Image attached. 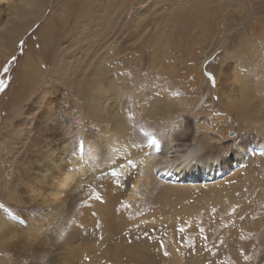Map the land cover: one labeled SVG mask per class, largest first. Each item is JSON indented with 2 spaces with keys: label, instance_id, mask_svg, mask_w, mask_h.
Listing matches in <instances>:
<instances>
[{
  "label": "rangeland",
  "instance_id": "rangeland-1",
  "mask_svg": "<svg viewBox=\"0 0 264 264\" xmlns=\"http://www.w3.org/2000/svg\"><path fill=\"white\" fill-rule=\"evenodd\" d=\"M21 1L0 0V80L4 81L0 86V205L3 202L0 206V264H170L169 261L173 260L177 264H264V230L248 234V238L255 241L244 247L247 250L246 257L240 251L239 256L234 258L221 254L215 256L219 247L216 240L222 237L226 228L232 227L227 225L229 219L233 220L239 233L244 232L240 215L233 214L226 218L222 213L218 216L222 224L217 217L215 221L213 218L214 208L218 203L217 196L212 191H219L221 181L229 179L239 168L232 167L235 159L231 154L222 158V162L226 161V166L218 159L216 171L222 169L223 175L217 180L215 178L214 182L203 180L208 182L207 186L200 185L202 182H194L196 185L192 190H171L163 186L156 189L149 182V175H145L148 167L142 158L143 151L140 152L138 148L150 141H155L162 148L167 139L177 141L176 138L187 127L194 136L201 119L218 124L221 127V132L218 133L222 139L220 141H223L224 146H232L234 152L238 148L244 149L249 142L245 135L246 129L237 127L218 101L219 82L213 71L205 69L207 65L220 62V56L225 52V49L219 48L216 40L211 47L212 52L205 53L204 48L202 52L198 51L201 52V55L198 53L201 59L195 61V64L193 61L190 63L198 72L196 83H193L194 75L188 76L185 84L182 82L181 67L177 70V75L173 76L166 74L152 78L149 73L147 66H150V60L144 45L150 44V36L159 29L172 32L175 37L172 30L168 31L167 25L165 30L160 26L161 18L167 20L171 7L173 6V10L180 6L182 0H47L48 3L44 2L46 4L42 7L41 16L32 20L28 28L10 43L4 37L6 25L21 21L13 13V10L16 12L20 9L21 6L13 8L22 4ZM82 1L90 6L81 7ZM245 1V7L254 9L255 1ZM171 4L173 5L170 6ZM174 4L178 6L174 7ZM225 10L227 14H231L236 9L227 7ZM60 12L62 15L65 13V17ZM49 16L53 26L50 44L45 48L49 50L43 49L39 54H34V51L40 49L43 39L40 34L42 24ZM224 26L221 23V27ZM235 32L236 30L228 33L227 38ZM166 51L170 57L173 56L171 58L174 61L177 53L171 46ZM27 53L43 62L40 64L43 74L34 82L31 79L23 82L22 63ZM85 60L91 61L89 65L87 63L88 67ZM93 60L103 63L105 77L112 81L107 94L109 103L125 117L126 122H130L128 136L121 140L116 138L118 142L110 143L111 138H106L100 129H96L97 125L83 117L73 91L77 88L82 91L78 84L87 81ZM175 64L179 67V63ZM238 71L243 77L249 75L245 67ZM121 77L125 78L122 81L126 83L120 81ZM231 78L233 77L230 75L229 79L232 80ZM20 91L24 92L22 96ZM136 92H141V96L136 97ZM154 95L161 98L168 95L172 99L191 96L197 101L192 110L197 112H177L174 117L162 114L159 120L150 122L142 113L140 105L145 104L143 100H149ZM45 112L51 113L49 118L46 117L47 114L43 116ZM256 126L260 127V123H256ZM257 129L252 128L251 131L259 137L262 132L258 133ZM251 138L253 150L261 158L264 157V137L256 139L251 135ZM27 144L30 146H25ZM64 146L69 148L70 155L64 154ZM52 152H57L60 166L56 167L57 172L47 176L49 172L46 171L44 160ZM62 157L65 158L61 159ZM248 163L245 160L243 165ZM149 173L151 175L150 168ZM60 175L70 176V185L66 191L70 194L59 195L61 198H56L59 202L48 201L49 196L45 192L47 188L54 186V181ZM185 175H190V172H185ZM74 179L77 184H73ZM158 180L164 182L160 177ZM181 183L185 184L186 180L182 179ZM44 198L46 202L43 201ZM206 212L207 223L203 221ZM72 214L76 218H72ZM61 223L63 226H60ZM247 223L250 227L254 225L253 220H248ZM216 224L223 226L218 228ZM16 227L27 240L18 249L8 242L16 232L4 230ZM70 232L73 233L72 236ZM213 239L216 245L213 244ZM30 241L33 244H29ZM35 244H38V250ZM228 248L221 247L223 250ZM116 252L120 253L119 256H116ZM248 253L253 256H248Z\"/></svg>",
  "mask_w": 264,
  "mask_h": 264
},
{
  "label": "bare ground",
  "instance_id": "bare-ground-1",
  "mask_svg": "<svg viewBox=\"0 0 264 264\" xmlns=\"http://www.w3.org/2000/svg\"><path fill=\"white\" fill-rule=\"evenodd\" d=\"M252 1H255L254 9L253 8L248 9L247 7H245L244 2L245 3L247 2L245 0H182V3H180V6L176 5L178 6L176 7L174 4V7L176 8H174L173 10H172L173 4H171L170 5L172 6L171 9L169 7V9L171 10V14H169V16L167 15V20H165L164 18H161L160 26H163L165 30V27L167 25L168 31L171 32L172 30L175 33V37L172 36L171 34L172 32L167 33V31H162L159 29L157 33H153L150 36V39H151L150 44L147 43L146 45H144L145 48H147L146 54L149 56V60H150V66L149 67L147 66V68L149 70V73L152 74V78L159 77V76L162 77L163 75H166V74H169L171 76L177 75V70H179L181 67L180 70L183 72L181 74L182 82L184 84L187 81V77L191 75H194L195 81L193 83L197 82L196 77L198 76L196 75L198 72L196 71L194 66H192L190 63L193 61L195 64V61L198 62L201 59L199 58L198 53H200L201 55V52L203 51L202 49L205 48V53L210 52L214 40H216L217 43H219V46H220L219 48L225 49V52L224 53L222 52L223 55L220 56V59H219L220 62H214L215 64L207 65L205 69L212 70L215 77L217 78V81L219 82V87L217 88L219 91V94L217 97L224 111L228 113L229 117L230 116L232 117L233 121L236 122L237 127H242L246 129L245 135L249 138V142L246 143V147L244 149L238 148L236 152L232 151V146H229V145L224 146L223 141H220L222 139L219 138L218 133L221 132V127L218 124L214 125L212 123H209L201 119L198 121L199 124H198L197 131L195 132L194 136H192L190 128L187 127L188 129L186 128L185 130H183L180 134V137L176 138L177 141H174V142L169 141L166 138L167 142L164 144L165 146H162L161 151L159 153H154L153 151L154 148L149 147L150 142L147 145L140 146L138 150L140 152L143 151L142 158L145 161L146 167H148L146 168L145 175L146 176L149 175L150 177L148 179L149 182L153 184L154 188L163 186L165 187V189H171V190H176L178 188L192 190L194 189V186L196 185V184L195 185L193 184L194 182L196 183L202 182L200 185L207 186L208 182H214L215 178L217 180L219 176L223 175L222 169L220 171H216L218 168V159L220 158L222 162V158L226 157L227 154H231L232 157H234L233 159H235L234 160L235 165L232 167L236 168V166H238L239 167L237 169L238 171L234 172L233 175L226 181H221L222 185L220 186L219 191H212V194L217 196L216 202L218 203V205L214 208V212H213L214 221L216 217L218 219V216L222 213L226 218L231 217L233 214H237V216L240 215V218H241V224L244 228V232L242 234L239 233L235 229L233 220L229 219L227 225L228 226L232 225V227L226 228L225 230L226 232L222 235V237H219L216 240V242L219 243V247H218V251L215 254V256H219L221 254L225 257H233V258L236 256H239V251L240 253L244 254L243 256L246 257L245 252L247 250L246 249L244 250V247L246 246L248 247L250 243L255 241L254 239L248 238V234L250 232L261 233L264 230L263 229V225H264V157L261 158L257 154V152L253 150L254 144L251 143L252 141L251 135L255 137L256 139H259L260 136L264 137V73L262 72L264 70V69L262 70V68L264 67V0H252ZM44 2H47V0H22L21 1L22 4L15 3L17 5H15L13 9H16L17 7H20V6L21 7L16 12L13 10V13L16 14L19 20L21 21H19L16 24L6 25L7 28L4 27L7 30L6 35L4 36L5 41H9L10 43H13L15 39L18 37V35L23 30L28 28L32 20H35L36 18L41 16L42 7L46 4ZM86 5L90 6V4H86L85 1H82L81 7H85ZM227 7H235V9L238 12L234 10L233 13L227 14L225 10ZM54 11L55 13L57 12L56 10ZM64 12H65V9H64ZM64 15L66 14L64 13ZM64 15H62L61 13V16H64ZM56 17H59V16L56 15ZM51 19L52 18L50 16L47 17L45 20V23H43L44 25L42 24L43 27H42V31L40 34L42 35L43 39L41 40V45L39 47L40 49L37 51H34V54L36 53L39 54L38 52L47 48V46H49L50 44L51 35L53 34L52 33L53 26H52ZM221 23L225 24L223 28L221 27ZM173 28H175V30H173ZM234 30H236V32L233 33L232 36H228L227 38V34ZM215 34H217L218 37H216ZM101 35L103 36V32ZM128 45L130 44L128 43ZM128 45H125V46H128ZM90 46L92 48V45ZM169 46H171L173 50L177 53V55L174 57V61H173V58H171L173 56L170 57V54L167 53L166 51L167 47L169 50ZM91 48H88V49L91 50ZM198 51H201V52H198ZM53 53H55V51ZM142 56H141V60L143 58ZM34 57L35 58H33L32 55L29 53L24 55L25 60H24V63H22L23 65L22 68L24 71L23 76H22L23 82L26 81L27 79H31L34 82L35 80L40 79L43 74L41 67H40V64H42L43 62L38 61L36 59V56ZM54 57L55 56H52V58ZM216 59H217V56H216ZM86 60L88 61V59ZM86 60H85L86 65L87 63L89 65L91 61L86 62ZM82 62L80 63L81 65H82ZM230 62L234 65L230 64ZM175 63H179V67H176L178 66V64L176 65ZM243 67H245L249 71L248 76L243 77L238 71V69H241ZM22 68H21V71H22ZM230 75L233 77L231 78L232 80L229 79ZM105 76H106V69L103 63L99 61L97 62L94 61L92 65V71L90 72L88 77H86L87 81L83 84H78L79 86L82 87V91H79L77 87H76L77 89H73V91L78 98L77 103L80 105L79 108H81L80 110H81V113L83 114V117H86L88 120L91 121V123L97 125L98 127L96 129H100V132L103 133L106 138H111L110 143H112L113 141L118 142L116 138L121 140L123 137L128 136V129L130 127L129 126L130 122H126L125 117L122 114H119L118 111L114 108V106H112L109 103L107 94L110 91V88H111L110 84L112 83V81L106 79ZM20 79L22 78L20 77ZM122 79H125V78L121 77L120 81L122 83H126V81L124 82L122 81ZM134 80H135V77H134ZM157 92H159V90ZM23 93L24 92L20 91L21 96L23 95ZM161 93L162 92L160 91V94ZM136 94H137L136 97L138 95L141 96V92H136ZM20 95H18V97ZM142 95H143V92H142ZM163 95H165L164 92H163ZM186 97H189V96H186ZM190 97L186 99L181 98V97H176L175 99H172V97L168 95L162 98L158 95H154L151 99L149 100L146 99L147 101L143 100V103L145 104L140 105V108L144 116H146L149 120H151L150 122L159 120L162 114H166L167 115L166 117L168 116L174 117L177 112L182 113V112L190 111V110H191V113L194 114L197 112V110H192V109L197 104L196 103L197 101L195 102L193 98H190ZM188 106H190V108H188ZM43 114H44L43 116H45V114L47 113L45 112ZM49 115H51V113H48L46 117L49 118L50 117ZM149 120H147L148 123H149ZM256 123H260V127H257ZM252 128H258L257 132L258 133L262 132V134H259L260 135L259 137L254 135L256 133L254 131H251ZM171 136L172 135H170V137ZM21 141L23 140L21 139ZM21 144L23 143L21 142ZM242 145H245V144H242ZM25 146L29 147L30 145L27 144ZM66 153H69L70 155L69 148L65 147L64 154ZM69 155L68 156L65 155V156L69 157ZM48 156L49 158L47 157V159L44 161H45L46 171L49 172L47 176H50L53 172H57L56 167H59L60 165L58 164V160H57V152H55L54 154L52 152V154ZM64 158L65 157H62L61 159H64ZM245 160L249 162L247 165H243ZM222 165L224 166L227 165L225 160H223ZM149 168L151 169V175L149 173ZM62 172L63 171H61V173ZM185 172L186 173L190 172V175L186 176ZM158 177H160L164 182L162 183L160 180H158ZM52 179L54 180L53 177ZM182 179L186 180L185 184L181 183ZM70 180L71 178L68 175H60L59 177H57V179L54 181V186L47 188V191L45 192L47 197L49 196L48 198L46 197L48 201L50 199L52 202L53 201L55 202L57 201L58 197H60L59 195H63L66 193L67 195L70 194L66 192L68 191L67 189L70 185ZM203 180L208 181V182H204ZM74 182H76L75 179L73 181V184H75ZM49 183H48V186H49ZM74 186L76 185H73V187ZM73 193L71 194L73 195ZM16 196L17 195H15V197ZM8 198H11V197H8ZM43 201L46 202V199L44 198ZM57 202H59V200ZM2 203L3 202H1L0 206L3 205ZM70 207L73 208V206H70ZM207 210H209L208 206H207ZM75 212H76V216H78L77 214L78 212L76 210ZM207 212L205 213V217L203 219L205 223H207L208 221L207 215H206ZM191 214L192 213L190 212V216ZM70 216L71 215H69V217ZM254 216H256V218H254ZM60 217L62 218V216ZM74 217L75 215H73L72 218ZM248 220L249 221L253 220L254 225L252 227L248 225L247 223ZM219 223H220V220H219ZM209 224L210 222H208L207 225ZM60 226H63V224ZM222 226L223 225L216 224V227L218 228ZM16 228L4 229V230L10 233L16 232L9 238V241L8 240L7 241L9 242L10 246L17 247L16 249H18V247L22 246L24 242H27V240L25 236L23 235V233L21 231H18V228L17 229ZM72 232L74 233V231ZM73 233L70 232L71 236ZM73 239H75V237H73ZM33 241H30L28 243L33 244ZM213 244L216 245L214 239H213ZM225 246L229 248L225 250L221 249V247H225ZM6 247L8 246L6 245ZM37 247H38V244H35V248ZM36 250H38V248ZM81 250L83 251L82 246H81ZM81 250H79L80 254L82 253ZM117 252H116V256H119L120 253L117 254ZM247 255L250 257L253 256L250 253H248ZM62 256L61 258H63ZM78 258L80 259V257ZM174 258L176 257L174 256ZM204 258H207V257H204ZM7 261H9V259ZM174 261L175 260H173V262ZM173 262L169 261L170 264H177ZM28 264H33V263H28Z\"/></svg>",
  "mask_w": 264,
  "mask_h": 264
},
{
  "label": "snow or ice",
  "instance_id": "snow-or-ice-1",
  "mask_svg": "<svg viewBox=\"0 0 264 264\" xmlns=\"http://www.w3.org/2000/svg\"><path fill=\"white\" fill-rule=\"evenodd\" d=\"M5 71H7V69H5ZM3 83H4V81L0 80V86H2ZM213 86L215 87V83L213 84ZM153 143H154V142H153ZM49 264H50V262H49Z\"/></svg>",
  "mask_w": 264,
  "mask_h": 264
}]
</instances>
